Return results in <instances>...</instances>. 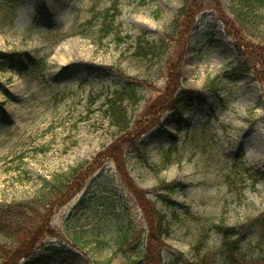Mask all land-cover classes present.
I'll use <instances>...</instances> for the list:
<instances>
[{
	"label": "rangeland",
	"instance_id": "obj_1",
	"mask_svg": "<svg viewBox=\"0 0 264 264\" xmlns=\"http://www.w3.org/2000/svg\"><path fill=\"white\" fill-rule=\"evenodd\" d=\"M112 2L0 0V206L37 203L56 175L109 151L123 135L104 115L106 98L127 79H136L145 97L138 110L129 109L132 120L148 109L145 121L154 112L159 119L137 139L142 155L102 160L82 191L56 211L58 239L47 238L20 264H137L146 242L143 200L179 217L165 242L166 263L215 253L224 228L254 246L259 236L252 222L264 215V179L253 184L245 178L231 192L227 175L238 157L264 172L263 85L253 70L234 78L226 72L241 63L239 44L248 52L262 44L227 30L221 15L234 19L230 0H220L218 9L207 2L181 47L180 36L165 34L183 0H119L115 28L103 37L99 17ZM139 37L158 49L165 38V55L137 56ZM172 64L181 71L177 93L192 90L199 98L180 114L154 106ZM175 135L177 151L169 156ZM167 186L174 191L168 194ZM126 231L133 263L117 252ZM0 244L11 241L0 235Z\"/></svg>",
	"mask_w": 264,
	"mask_h": 264
},
{
	"label": "trees",
	"instance_id": "obj_2",
	"mask_svg": "<svg viewBox=\"0 0 264 264\" xmlns=\"http://www.w3.org/2000/svg\"><path fill=\"white\" fill-rule=\"evenodd\" d=\"M219 1L183 0V4L177 10L171 24V31L165 34L166 37L169 40H174L176 35L180 36L183 42L177 44V47H181L193 31L198 14L206 6H209L206 3L208 2L212 6L215 5L214 7L218 9L220 7ZM230 2L234 19L230 20L223 13L221 15V20L226 24L227 30L233 32L241 41L244 40L243 35L245 34L251 39L259 40V44L264 46V0H230ZM43 10L44 5L40 6L38 11L37 18L39 20L43 17ZM120 12L119 0H113L111 8L105 10L102 16L99 17L101 22L99 32L103 37H107L113 32ZM235 25L238 30H235ZM136 44L137 56L143 58H147L150 55L162 57L165 55L163 50L165 46H168V41L165 38L162 39L160 49L154 48L152 44L142 37L137 38ZM262 45L256 49L254 47L248 52V50L245 51V48H243L246 45L242 47L239 44L237 52L241 55V63L227 71L226 75L234 78L253 70L256 79L263 85L261 100L264 103V47ZM249 55L255 56L258 62L252 64L249 58H246ZM178 66V64H172L165 90L158 92L159 97L154 106L159 104V110L163 107L161 113L189 109L199 100L198 96H195L196 92L192 90L185 89L177 93L176 87L180 85L181 73V71H175ZM85 67L91 68V65L87 64ZM140 90L141 85L136 79H127L124 88L115 91L111 97L106 98L104 115L109 119L110 126L117 129V134L123 135L114 142L110 149L108 148L109 151L106 150L101 153L92 162L88 161L81 164L68 174L56 175L55 180L47 183L48 193L37 203L34 201L0 206V235L9 238L11 241V246L0 244V258L5 264H20L23 259L33 256L47 238L58 237V231L52 224L56 211L67 205L82 191L87 181L93 176L94 170L100 166V163L106 161L109 157L116 160L114 157H123L127 153L133 152L139 156L144 153L140 149L137 139L144 136L151 125L157 124L159 119L158 117L155 118L156 112H154L153 116L145 121L146 114L148 116L151 111L148 109L137 121L136 119L135 122L132 120L129 115V109L138 110L140 104L145 100ZM133 124L134 127L132 128ZM176 148L177 138L174 136L172 151ZM167 154L170 156L169 153ZM144 161L148 163L149 159L145 158ZM231 170L232 172L227 175L231 192L237 191L236 187L238 188L241 183H244L247 177L252 179L253 182H259L264 179V172L253 171L252 167H247L241 161L233 165ZM61 178H64V180ZM167 187L170 189L167 191L168 194L174 191L170 186ZM243 189H238V194L242 195ZM143 201L148 203L140 206L144 212L146 242L142 259L137 264H180L177 261L166 263L163 258V252L167 247L165 242L172 236L173 226L179 221V217L166 210L159 209L157 204L150 200ZM252 223L259 236V240L254 246H245L239 238H234L233 233L224 228L223 241L218 251L199 256L187 264H264V215L253 219ZM120 229L122 228L120 227ZM133 234L134 231H132L131 235L133 236ZM119 239V248L126 253L130 262L133 263L127 251L130 247V239H132L130 233L128 231L120 233Z\"/></svg>",
	"mask_w": 264,
	"mask_h": 264
}]
</instances>
